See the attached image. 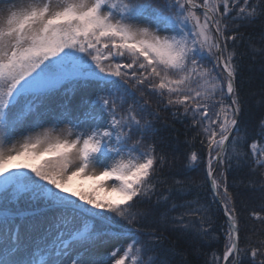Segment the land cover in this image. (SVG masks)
<instances>
[{"label": "snow or ice", "instance_id": "1", "mask_svg": "<svg viewBox=\"0 0 264 264\" xmlns=\"http://www.w3.org/2000/svg\"><path fill=\"white\" fill-rule=\"evenodd\" d=\"M257 61L264 0H0V264H264Z\"/></svg>", "mask_w": 264, "mask_h": 264}, {"label": "trees", "instance_id": "2", "mask_svg": "<svg viewBox=\"0 0 264 264\" xmlns=\"http://www.w3.org/2000/svg\"><path fill=\"white\" fill-rule=\"evenodd\" d=\"M162 2V0H161ZM261 68V65L259 63V61H257V63H255L254 65H252V70L249 71L248 70V64L247 62H245V66H244V76L245 77H252V81H251V84H245L244 88L247 92H259L260 90V86H261V83L262 81H264V72H261L260 70ZM259 95H256V96H251L249 98V105H250V111L252 113H255L258 111V109L255 107V102L259 100ZM167 114L166 113H161V116L164 117L166 116ZM175 128L179 130V140L180 141H183L185 139L183 133H184V127L183 125L181 124H176L175 125ZM161 135H164V136H168L169 135V130H164L161 132ZM191 136V133H189V138ZM172 143H175V140L171 141ZM183 147V145H181V148ZM197 148L199 149V145L197 144ZM183 163V160H179L178 161V165L179 164H182ZM246 172L247 170L245 169L244 170V173H242L240 176H236V179H241V178H244V179H247L248 177L246 176ZM185 175L189 178V179H195L197 180L198 182H202L203 181V171L200 169V168H197L195 171H191V170H187L185 172ZM235 174H230L229 175V182L231 183L232 179H233V176ZM256 199L252 202L251 206L252 207H255L257 210H259V204H260V193L259 192H256L254 193ZM242 216L244 217V222H247L248 224H251V225H255L257 228H261V227H264V226H261L260 223L258 221H255V220H252V219H249L247 217V213L244 212L242 213ZM185 246L181 245L180 246V249H183ZM219 249L220 252L222 253L223 251V239H221V241L219 242V244H213L211 246V248H206L204 249V251L206 252H211L213 249ZM178 249V250H180ZM185 258L186 260L188 261V264H203V260H204V257L201 256L199 258H197L196 256H194L192 254V250L189 248L187 249L186 251V255H185ZM180 260V257H177L176 258V261H177V264Z\"/></svg>", "mask_w": 264, "mask_h": 264}, {"label": "rangeland", "instance_id": "3", "mask_svg": "<svg viewBox=\"0 0 264 264\" xmlns=\"http://www.w3.org/2000/svg\"><path fill=\"white\" fill-rule=\"evenodd\" d=\"M90 183H91L90 181L82 180V179H80V178H75L73 184L70 185V189H71V188H75V187H76L77 185H79V184H82V185H84V186H87V185L90 184Z\"/></svg>", "mask_w": 264, "mask_h": 264}]
</instances>
